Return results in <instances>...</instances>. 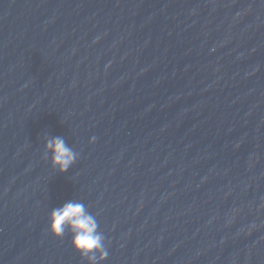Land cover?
<instances>
[{
	"label": "water",
	"instance_id": "water-1",
	"mask_svg": "<svg viewBox=\"0 0 264 264\" xmlns=\"http://www.w3.org/2000/svg\"><path fill=\"white\" fill-rule=\"evenodd\" d=\"M71 200L99 264H264V0H0V264H89Z\"/></svg>",
	"mask_w": 264,
	"mask_h": 264
},
{
	"label": "clouds",
	"instance_id": "clouds-1",
	"mask_svg": "<svg viewBox=\"0 0 264 264\" xmlns=\"http://www.w3.org/2000/svg\"><path fill=\"white\" fill-rule=\"evenodd\" d=\"M44 149L52 167L61 173L67 171L78 158V153L60 136L46 139ZM48 231L56 237L69 233L72 247L89 264H99L108 256L105 236L99 230L96 216L81 201L71 200L53 208L49 214Z\"/></svg>",
	"mask_w": 264,
	"mask_h": 264
}]
</instances>
